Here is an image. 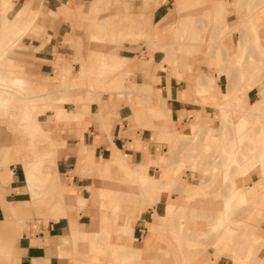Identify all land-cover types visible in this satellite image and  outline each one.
<instances>
[{
  "label": "rangeland",
  "instance_id": "obj_1",
  "mask_svg": "<svg viewBox=\"0 0 264 264\" xmlns=\"http://www.w3.org/2000/svg\"><path fill=\"white\" fill-rule=\"evenodd\" d=\"M41 1L31 5L24 31L0 52V91L9 99L0 108V159L2 146L12 141L6 164L16 174L14 181H0L12 213V220L2 221L6 207L0 211V264H13L7 259L22 235L58 218L66 226L49 252L57 264H264V41L256 38L264 27V0H223L224 26V6L214 12L215 0H167L159 20L135 0H91L92 6L75 9L89 13L73 21L78 36L71 60L77 66L61 71L56 58L53 71L39 76L23 35L40 37L35 17L44 10ZM9 2L0 3V16L12 17L18 4ZM136 44L161 50L164 70L176 79H193L195 101L215 114L207 125L184 131L177 123L159 134L165 151L148 160L149 175L144 174L154 180L144 179L142 165L128 163L118 151L101 172L75 168L90 177L77 193L54 165V155L67 133L79 136L90 102L100 105L105 96L133 89L134 64L115 55L119 49L131 53L124 49ZM139 55L133 54V63L148 65ZM12 68L26 82L13 83L15 76L2 72ZM215 79L221 83L217 94ZM23 107L29 121L19 118ZM150 113L155 119L162 115L154 108ZM144 117L134 116L137 126L147 125L139 121ZM22 166L30 171L36 195L29 182L24 188ZM58 182L84 236L70 233L68 217H60ZM77 195L84 197L81 206Z\"/></svg>",
  "mask_w": 264,
  "mask_h": 264
},
{
  "label": "crops",
  "instance_id": "obj_2",
  "mask_svg": "<svg viewBox=\"0 0 264 264\" xmlns=\"http://www.w3.org/2000/svg\"><path fill=\"white\" fill-rule=\"evenodd\" d=\"M166 1L135 0L136 3L144 6L142 8L144 11L150 8L151 19L158 20L164 15L163 8ZM11 2L15 5L18 4L12 17L0 16V52L2 54L5 46L13 43L17 36L26 28L28 22L23 20L32 11L31 5H33L35 0H11ZM90 2L91 0L41 1L44 10L39 16L35 17V29L39 31L40 37L28 38L27 35H23V42L29 46L30 52L35 57L33 66L35 74L41 76L43 73L52 72L53 61L56 58L61 60L59 64L61 71H68L67 67L77 66L71 60V57L75 55L74 42H76L75 38L78 36V29L74 27L75 23L73 21L81 19L82 17L80 16L89 13L76 11L75 9L79 5L88 6ZM0 3L3 5L6 0H0ZM220 5L224 6V17L221 22L224 26L226 25V9L223 0H215L214 12ZM1 6L0 8L4 10ZM25 9L28 12H20ZM261 19L256 18L258 21ZM6 21L8 22L6 23ZM256 36L258 42L264 41V27ZM124 50H129L131 53H123L121 52L122 49H119L117 51L119 54L115 55V57L121 59L130 58L131 67L134 64L132 67L133 77L129 80L134 86L133 89H130L128 94L126 92L120 93L119 97L105 96L104 102L100 105L90 102L87 105L89 116L81 122L82 128L78 134L79 136L67 133L65 145L60 147V154L57 155L56 159L54 155V165L66 174L67 185L76 190L77 193L84 190L85 181L90 177L79 174L75 171V168L77 166L82 168L87 165L89 168L101 172L105 166L113 163L118 151L128 163L142 165L141 172L144 179L148 181L154 180L155 177L147 178L144 174H148V160H156L157 156L165 151V141L159 139V134L169 133L171 127L177 123L179 124L178 126L183 127L184 131H188V126L193 124L199 125L204 122L207 125L215 114L214 110L209 108V106H201L195 101L198 96L194 92L196 83L193 79H176L167 70H164V64L161 62L163 57L161 50L148 51L143 44H136L135 47L134 45H129L128 49ZM141 51L143 54L139 55L138 52ZM133 54H135L137 59L139 55V58L148 61V65L142 67V64H138L137 61L133 63ZM6 59L10 61L9 58L6 57ZM104 62L106 64L105 59ZM82 65L85 64L83 63ZM82 65H80V68H82ZM2 72L13 74L15 76L12 78L13 83L21 85L26 82V78L18 70L12 68V70L6 69ZM220 85V81L215 79L213 86L216 94ZM226 90L227 86L221 95ZM197 91L198 93L203 92L200 89ZM5 100H9L8 96L5 92L0 91V101L2 102L0 108L5 107ZM111 100H116V102ZM138 100H140V104L137 103ZM150 108L161 111L163 117L161 115L158 119L152 118ZM138 109L143 111L138 112ZM68 111L83 112L82 109L75 110L74 108ZM137 114L145 116L139 121H144L147 125H136L137 121L134 116ZM19 118L22 121L30 120L27 107H23L20 110ZM195 121H198V124H195ZM10 137L12 139V136ZM53 140L56 141L55 139ZM11 147L12 141L2 146V157L0 159L1 182L7 181L9 178L14 181L13 176L16 175L6 164L12 154ZM94 158L103 160L101 162L95 161ZM22 170L24 188L28 190L27 182H29L32 195H36L35 191L32 190L34 185L29 175L30 171L27 170L25 173L23 166ZM26 174L28 175V181ZM59 187L63 203V215L60 217H68L70 233L84 236V232L76 227V221L71 216L69 208L64 205L65 187L61 182ZM15 200L22 202L25 199ZM76 202L81 206L84 203V197L77 195ZM9 204L10 199L6 200L5 196L0 192V211L6 207L5 218L2 221L12 220ZM61 220L62 218H58L45 225H39V231L32 235H22L17 242V246L14 243V253L7 261L11 260L13 264H31L32 261L37 263L48 259V264H57L58 257L52 254L49 255V252L52 251L53 247L56 246L55 248H57L58 236L62 235V228L66 226V223Z\"/></svg>",
  "mask_w": 264,
  "mask_h": 264
}]
</instances>
